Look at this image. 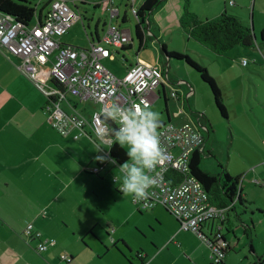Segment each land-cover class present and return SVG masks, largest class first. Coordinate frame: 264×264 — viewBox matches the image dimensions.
<instances>
[{"label": "crops", "instance_id": "obj_1", "mask_svg": "<svg viewBox=\"0 0 264 264\" xmlns=\"http://www.w3.org/2000/svg\"><path fill=\"white\" fill-rule=\"evenodd\" d=\"M169 1L179 5L177 0ZM137 2L140 4V0ZM227 2L240 9L246 6L254 8V21L262 41L264 0H225V4ZM166 13L170 16L173 10L167 8ZM172 16L175 17V13ZM152 17L153 14L150 30L154 26L161 34L163 23L158 16L159 26ZM128 47L133 48V45ZM236 51L243 58L246 55L252 58V64L257 67L253 66L250 71L259 72L263 79L249 77L246 82L238 84L230 81L223 89L231 127L235 124L237 132L244 134L248 142L235 141L231 133V141L225 142L226 148H229L228 163L222 171L241 179L246 213L247 204L264 210V207H258V199L264 201V41L253 48ZM53 62L54 57L47 64V72L41 68L40 77L47 85L52 84L50 71ZM138 62L141 61L132 64L129 61L125 75ZM18 63L16 57H7L0 52V264H215L211 241H219V236L228 244L223 259L224 264H228L230 254L244 240L237 231L240 227L235 228L237 225L233 223L237 216H241L237 208L228 214L222 225L209 223L201 228L200 234L182 231L177 222L170 227L166 240L164 232L154 231L153 224L146 226L141 221L133 222V218H142L144 212L133 200L137 207L134 205V208L130 206L128 209L132 198L124 197L120 191L122 173L120 169L116 171L119 166L113 160L108 161V147L96 140L89 129L87 134L75 131L68 137L56 132L45 113L47 98L22 75ZM169 80L172 81L171 78ZM182 82L185 84V81ZM177 85L179 92L185 87ZM165 90L169 96V88ZM163 92V89L158 92L161 96L154 105L161 100ZM68 96L67 99L79 108L75 99ZM253 98L256 99L254 103ZM248 102L253 103L252 111ZM174 106L179 109L180 104L176 102ZM63 107L70 111L67 102ZM86 115L90 116L89 113ZM168 115L170 123L176 125L198 122L199 119L202 124L205 120V115L186 110L180 117H176V113L172 116L170 104ZM204 129L207 132L204 134L206 142L200 153L203 158L212 157L216 151L219 152L220 142L206 125ZM223 156L222 161L225 160ZM100 157L103 159H98ZM102 160L107 161L104 171L98 175L101 179L91 178L88 169ZM166 213L169 212L166 210ZM250 221L252 226H246L244 234L251 240L250 248L252 245L255 254L252 255L249 250L252 258L248 260L244 252L240 253L244 264H255L257 258L264 255V243L256 245L252 239L255 222L253 218ZM30 224L35 226L42 238H53L57 245L40 254L37 251L39 240L25 237ZM152 227L154 232L151 235L147 231ZM105 235L111 243L106 242ZM231 236L237 239L235 244L230 241ZM63 254L72 256V262L60 263Z\"/></svg>", "mask_w": 264, "mask_h": 264}, {"label": "built area", "instance_id": "obj_2", "mask_svg": "<svg viewBox=\"0 0 264 264\" xmlns=\"http://www.w3.org/2000/svg\"><path fill=\"white\" fill-rule=\"evenodd\" d=\"M129 1L137 16V0ZM51 3L43 21L30 27H25L0 12V52L7 57H16L22 75L47 97L45 111L48 123L61 136L68 137L74 131L87 134L89 129L96 140L111 147L115 143L111 135L114 127L104 119L105 107L117 103L121 107L147 105L152 108L161 96L158 92L165 88L171 89V98L180 104V111L175 116L180 117L185 113V100H181L179 90L171 84L161 66L138 62L122 78L105 66L104 62L114 57V49H122L133 41L130 30L113 24L119 15V9L115 8L113 0L97 1L99 8L110 12L112 20L105 25L107 29L101 40L94 41L89 49L65 45L59 40L81 17L67 0H51ZM144 33L148 37L150 30ZM52 57V84L47 85L40 77V72L43 66L51 62ZM247 64L248 61L244 60L243 65ZM183 85L180 82L177 87L181 88ZM67 95L78 98L80 103L100 105L101 110L94 111L88 117L78 111L67 99ZM64 102H67L70 111L63 107ZM201 126L200 119L198 122H186L182 125L169 122L158 131L163 163L149 173L156 181L148 190L149 195L143 200L134 201L146 210L164 207L176 218L182 230L196 234H200L201 228L209 223L218 222L222 225L229 211L213 206L204 186L189 176L192 157L196 152L203 151L206 142ZM101 170L102 167L97 166L88 171L98 174ZM171 171L184 175V181L179 185L169 182L168 174ZM117 181L116 179L115 182ZM25 237L39 240L37 251L40 254L57 245L53 238H42L33 224L28 226ZM219 237V241H211L215 264L222 263L228 246L224 238ZM72 259V256L63 254L60 256V263H71Z\"/></svg>", "mask_w": 264, "mask_h": 264}, {"label": "rangeland", "instance_id": "obj_3", "mask_svg": "<svg viewBox=\"0 0 264 264\" xmlns=\"http://www.w3.org/2000/svg\"><path fill=\"white\" fill-rule=\"evenodd\" d=\"M67 1L69 2L70 7L77 13H79L78 15L81 17V19L74 22L68 33L62 38H59V40L70 46L81 49H89L91 47V40L88 34L93 35V37L96 38V30L99 25L98 33L100 35H103V31L107 29L105 25L109 24L112 20L110 12H107L104 8H99L94 4L84 3L82 0ZM128 1L129 0H113V4L115 8L119 9V16L121 20L124 17L125 13L129 17V23L125 25V28L127 30H130L132 33L134 40V43L132 44L133 48L125 52L124 54L121 52L120 48L114 49V52L120 55L113 54L114 57L112 60H107L104 62V64L106 63L105 66L107 65L112 73L121 78L126 76L125 74L127 71V66L129 65V61L130 64L135 63L136 61H141L151 66L159 65L163 67L166 71H168L169 78L172 79L171 84L174 87H176L175 85H177L178 82L185 81V87L180 89V96L181 100H185L187 106L186 111L198 115H205V120L201 126V129L204 130L203 134L207 133L203 127L204 125H206L210 129V131L214 132L213 135H215L220 142L218 150L219 152L216 151L214 153V156L212 157H204L202 167L203 169L208 170L214 174H221L222 167H226L228 163L227 149L229 148H226L225 142H230L233 135L235 141H241L243 143L248 141L243 137L245 136L244 134H240L239 132H237L236 125L233 124L231 127V122L223 117L221 112L218 110L215 105L211 89L208 84H206L202 80L201 75L193 68H191L185 61L176 59L168 60L162 50V45H166L167 51L178 52L187 55L199 65L206 67L209 74L215 79L218 87L222 92V95L224 87L230 81H236L238 84V82H246L249 77L257 80H263L259 72L252 73L250 71L253 66L257 67V65L252 64L253 60L249 55H246L244 56L245 58H243V56H239L237 54L238 51L236 50H247L246 48L236 47L225 56H217L206 47L202 46L193 39H190L184 32V30L180 27V20L183 16V0H177L179 3L178 6L169 0H161L162 4L158 10L154 11L152 19L155 20L156 23L160 26L159 20L157 19V17L159 16L160 21L163 23V27L160 26V30H162V32L160 34L153 26L152 31L150 30V33L148 34L150 37L148 47L139 51L140 42L136 34L137 17L136 15H134L130 2ZM142 3L143 0H140V4L137 3V7H139V5H141ZM167 8H171L173 10V14L175 13V17L172 16L173 14L169 16L166 13ZM189 9L193 14H196L203 20H212L226 11L230 15L241 18L243 24L251 28L253 34L256 37L254 46L262 42L261 32L259 31V28L256 27L254 21V8L252 9L248 6L242 9L238 8L237 6L232 7L230 2H227V4H225V0H190ZM113 24L117 25L116 20H114ZM158 37H160L161 39L159 40ZM124 55L127 56L128 62H126ZM244 59L248 61V64L246 66L243 65ZM48 68V65L43 66V69L46 72L48 71ZM262 75L264 76V71L262 72ZM247 82L250 83V80H248ZM71 97L75 99V103L79 104L78 111L81 113H89L90 115H92L94 111L101 110L100 105L90 106L89 104H80V100L78 98L73 96ZM168 97L170 98V112L173 116L175 113L180 111V108H174V104L177 101L171 98V89L169 90ZM187 99L189 100V102L187 101ZM223 99L224 104H226L224 95ZM254 101H256L255 98H253V103ZM253 103L248 102L251 111L253 109ZM189 107H191V110ZM152 109L159 112L161 121H167V114L165 112V104L163 100L157 102ZM45 113L47 112L45 111ZM222 142H224V145H222ZM221 156L225 158L224 161L221 160ZM119 169L120 167H117L116 171H118ZM91 178L98 180L101 179L98 175H92ZM114 179L116 178H113V180ZM258 202V207L263 208L264 201L260 200L259 198ZM134 205L135 204L131 199V205L129 203L127 205L128 209L130 208V206L134 208L136 206ZM245 207L247 208L246 213L244 212L246 211L244 205H239L237 207V212L241 216H237L236 221H233V223L237 225L235 228L240 227L237 228V231H239L244 240L241 241L240 247L237 248L234 253L230 254L228 264H244V261L241 262L240 260V253L243 252L248 256V260L252 258L251 254H249L251 240L247 239L246 235L244 234L246 226H248L249 224H251L250 226H252V222L250 221L252 218L255 222V229L252 233V239L256 245L264 243V215L258 212L259 210L263 209L257 208V206H254L252 204H247ZM143 212V217H136L135 219L133 218V222H135V220L136 222L141 221L142 224H145L146 226H150V224H153L156 229L152 227L151 229L149 228L147 232L152 235L154 231H162V233L164 232L163 235L165 236L164 240L169 237V234L167 232L169 231V229H171L170 227H174V225L178 222L172 215L166 213V209L162 206L154 210L143 209ZM230 212H232V210L229 209V211L227 212V217ZM137 214L141 215L139 213ZM244 220L247 222V224ZM104 237L107 243H111L109 237H107L106 235ZM230 241L232 242V244H235L237 242V239L234 236H231ZM248 260H246L247 263Z\"/></svg>", "mask_w": 264, "mask_h": 264}, {"label": "trees", "instance_id": "obj_4", "mask_svg": "<svg viewBox=\"0 0 264 264\" xmlns=\"http://www.w3.org/2000/svg\"><path fill=\"white\" fill-rule=\"evenodd\" d=\"M183 1V16L180 20V27L184 30V32L190 39H193L202 46L206 47L217 56H225L236 47H243L246 49L254 47L256 37L253 34L251 28L243 24L241 18L230 15L225 11L215 19L203 20L190 11V0ZM51 4V0H0V12L14 18L15 21L19 24L25 27H30L34 24L35 20H37V22L43 21L45 15L50 10ZM161 4V0H144L143 3L139 5V11L136 16V34L140 42L139 51L148 47L150 37H146L147 34L144 32L150 30L151 16L154 11L160 8ZM115 20L117 25L121 28H125V25L129 23V17L126 13L124 14L122 20L120 19L119 15L115 18ZM98 29L99 25L96 30L95 39H98L96 41L101 40V35L98 33ZM88 36L91 37L93 43L95 41L93 35L88 34ZM262 41H264V34L262 35ZM133 43L134 40L129 45L122 48V53L124 54L125 52L131 50L132 48L128 46L132 45ZM162 50L168 60L176 59L185 61L191 68H193L201 75L202 80L206 84H208L211 89L216 107L221 112L223 117H225L229 121L228 112L224 104L222 92L218 87L215 79L209 74L207 68L199 65L187 55L178 52L167 51L166 45H162ZM124 58L127 62L126 55H124ZM164 71L165 74L168 73V71H166L165 69ZM163 90L165 92H163L161 100H163L165 104L167 121L160 122L158 131L170 122V118L168 117L170 100L167 96L166 90ZM186 108L187 106L185 103V109ZM103 151L107 152L105 150ZM108 151V158H110L108 160H113L114 163L119 167L126 161L130 162L128 161L129 158L126 154V150L121 148L118 144L114 143L113 146L108 147ZM203 159L204 158L202 157V154L200 152H196L193 155L190 164L189 176L194 177L204 186L205 190L209 194L211 204L219 208H229L232 211H235V209L239 205L243 206L246 201L242 196V188L240 187L241 179L232 177L225 170L222 171L221 174H213L210 171L203 169ZM106 161L107 160L97 161V164L92 167H102L100 173L93 174L90 171L88 172L92 175H100L104 171ZM184 179L185 176L176 171H171L170 174H168V181L176 185L181 184ZM258 212L264 215V210H259ZM91 236L95 237L93 233H91ZM125 247L127 250H130L126 245ZM250 253L252 255L255 254L252 245L250 248ZM222 264L224 263L222 262ZM255 264H264V255L262 257H258Z\"/></svg>", "mask_w": 264, "mask_h": 264}, {"label": "clouds", "instance_id": "obj_5", "mask_svg": "<svg viewBox=\"0 0 264 264\" xmlns=\"http://www.w3.org/2000/svg\"><path fill=\"white\" fill-rule=\"evenodd\" d=\"M104 119L118 126L113 128L112 138L115 144L126 149L130 161L120 166V191L133 201L143 200L156 183L149 173L163 163L158 134L160 114L147 105L121 107L112 103L105 107Z\"/></svg>", "mask_w": 264, "mask_h": 264}, {"label": "water", "instance_id": "obj_6", "mask_svg": "<svg viewBox=\"0 0 264 264\" xmlns=\"http://www.w3.org/2000/svg\"><path fill=\"white\" fill-rule=\"evenodd\" d=\"M83 1H91V2H97L99 0H83ZM94 40L96 41L97 39L94 38ZM97 42V41H96ZM106 122L110 123L112 125V127L116 128L118 127L117 125H115V123L111 120H105Z\"/></svg>", "mask_w": 264, "mask_h": 264}, {"label": "flooded vegetation", "instance_id": "obj_7", "mask_svg": "<svg viewBox=\"0 0 264 264\" xmlns=\"http://www.w3.org/2000/svg\"><path fill=\"white\" fill-rule=\"evenodd\" d=\"M83 1V0H82ZM84 3H90V4H94L95 6H97V2H91V1H83Z\"/></svg>", "mask_w": 264, "mask_h": 264}]
</instances>
